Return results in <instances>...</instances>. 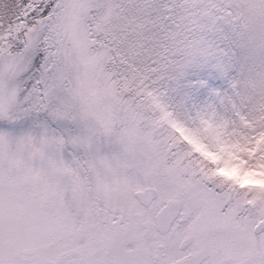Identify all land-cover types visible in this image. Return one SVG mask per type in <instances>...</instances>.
<instances>
[{"label":"snow or ice","instance_id":"1","mask_svg":"<svg viewBox=\"0 0 264 264\" xmlns=\"http://www.w3.org/2000/svg\"><path fill=\"white\" fill-rule=\"evenodd\" d=\"M0 264H264V0H0Z\"/></svg>","mask_w":264,"mask_h":264}]
</instances>
